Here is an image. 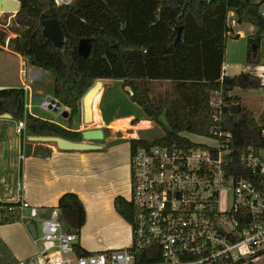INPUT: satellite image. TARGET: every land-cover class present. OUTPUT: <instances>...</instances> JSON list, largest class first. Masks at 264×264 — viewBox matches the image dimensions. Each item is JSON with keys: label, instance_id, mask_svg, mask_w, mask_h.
Here are the masks:
<instances>
[{"label": "trees", "instance_id": "obj_1", "mask_svg": "<svg viewBox=\"0 0 264 264\" xmlns=\"http://www.w3.org/2000/svg\"><path fill=\"white\" fill-rule=\"evenodd\" d=\"M18 1L19 9L12 19L16 26L12 31L16 35L8 38L6 31L0 28V48L8 47L29 65L51 75L53 83L50 92L60 103L69 107L68 121L79 113V101L94 80L101 75L108 77L103 70L99 72L95 68L102 64L108 66L109 62L115 61L113 67L119 75L116 78L122 80V88L129 87L126 91L129 99L141 108L147 119L162 129V135L151 140L152 144L169 145L175 140L181 141V132L198 127H204V132L208 133V100L212 93H217L223 104L221 126L233 135L230 144L234 158L244 152L248 145L264 147V139L260 138V130L264 127V110L259 120L244 105L239 104L236 114L229 110L232 103H239L238 95L229 94L230 90L256 89L262 85L260 79L249 72L222 74L221 65L230 31L226 24L222 23L220 32L188 42L182 40L187 16L193 18L196 26H201L207 12L215 11L223 5L225 13L231 11L238 22L254 27V32L246 42L245 63L259 64V41L264 36V15L258 3L252 0H71L61 4H56L54 0ZM131 3H138L139 12L143 15L152 12L153 16H158L163 11L176 10L165 40L140 45L115 39L117 34L112 35L105 30L89 32L83 36L67 27L70 20L75 26V15L85 9L81 14L83 17L85 12L97 11L114 29H118L124 21L123 9ZM47 18H56L59 22L63 34L59 47L42 34V21ZM81 37H89L91 40V51L86 58L79 56L76 50ZM93 50L97 53L91 58ZM100 55L111 57L102 60ZM106 68L107 71L110 69L109 66ZM23 101L22 87L0 88V115L7 113L15 120H24V128L30 135H56L73 141L81 140L82 133L70 129V126L63 127L36 115L24 114ZM103 119L105 123L109 122L106 110H103ZM202 121L204 126L201 125ZM194 123L199 125L195 126ZM129 142L130 150L133 151L149 141L131 138ZM10 205L16 203L0 201V224L17 219L8 210ZM113 205L126 221L130 219L132 205L129 201L116 196ZM56 208L63 227L79 234L85 221V211L78 196L73 192H64L58 198ZM75 249L77 252L82 250L78 243ZM156 259L151 256V249L137 256L138 262H153ZM0 264H17L1 240Z\"/></svg>", "mask_w": 264, "mask_h": 264}, {"label": "built area", "instance_id": "obj_2", "mask_svg": "<svg viewBox=\"0 0 264 264\" xmlns=\"http://www.w3.org/2000/svg\"><path fill=\"white\" fill-rule=\"evenodd\" d=\"M22 88L26 114L31 109V96L27 84ZM261 103L264 107V95ZM38 107L65 120L70 117L69 107L53 96H42ZM208 107L210 126L206 142L191 143L181 132V141L169 145L149 141L129 151L130 194L126 200L132 205V215L128 220L131 240L127 246L77 252V234L64 229L57 208L43 216L39 207L17 197L16 205H10L8 210L18 220L27 219L40 226L33 238L36 264L262 262L264 147L248 145L234 158L230 144L233 135L220 123L221 97L210 100ZM24 124V120H17L19 129ZM260 138L264 139V127ZM146 249H151V256L157 259L138 262V253ZM18 264L29 262L20 260Z\"/></svg>", "mask_w": 264, "mask_h": 264}, {"label": "crops", "instance_id": "obj_3", "mask_svg": "<svg viewBox=\"0 0 264 264\" xmlns=\"http://www.w3.org/2000/svg\"><path fill=\"white\" fill-rule=\"evenodd\" d=\"M252 1L259 4V10L262 15H264V11H262L260 7L261 4L264 3V0ZM84 11L85 9L75 15V24L78 22L80 26H73L71 23L72 20H70L67 23L68 29L76 31L86 29L87 19H89V17H87V15L83 17L81 15ZM95 18H97V20L101 19L97 16ZM95 22L97 21H94V23ZM223 22L230 30L227 40L234 39L235 44L238 40L247 42V39L254 32V27L252 25L238 22L231 11L225 13L223 11V5H220L215 11L207 12L204 15L203 24L198 26L196 30H186V25L184 23L185 29L183 31L182 40L188 42L220 32ZM102 24L105 31L112 35L114 34L116 29L113 31V26L110 22L103 20ZM88 27L91 28L90 30H95L97 25L95 23V25H89ZM150 42H153V39L150 40L149 36L146 34L139 37L135 44L142 45ZM227 43L226 41L224 61L221 65L222 74H227V63H224L225 59L228 58L229 61H233L235 58H238V53H240L238 46H236L237 48L232 50V52L227 49ZM3 48L11 52L8 47L3 46ZM244 50H246V45ZM259 55V64H264V36L259 41ZM18 57L24 60L20 55H18ZM243 61L245 65L240 72H249L257 76L260 79L261 88L264 90V67L259 64L247 65L245 63V54ZM24 62L28 64L25 60ZM28 66L32 69L31 74L29 78L21 84V87H23V84H27L28 95L31 96L29 83L33 82L35 79L37 80V78H40L42 75L40 70H35V67L29 64ZM101 80L102 83L98 81V78L94 80L96 81L95 83L102 84L99 86V92L101 94L99 97L100 101H98V103H100L99 106H101V101L103 100L106 89L111 85L110 83L116 81L120 82L121 85L122 82L120 78L114 80L104 76ZM8 87L9 86L6 84H0V88ZM122 89L125 90V88ZM236 89L240 88H233L231 93L229 91V94L238 95L239 104L252 110L255 117L259 120L264 110L261 103L263 96L260 101L253 96H244L240 91L236 92ZM85 95L86 93L81 97V103L79 101L80 110L79 114H77L79 116L76 115L78 117V122L75 123L73 117L70 121L67 119L68 122L61 123L56 121L55 123L63 127L70 126V129L82 133L85 129L80 130L81 125H78L80 118H82L85 123H92L97 120L99 122L101 120L100 123L103 124V127L113 128L112 123L115 120L134 116L132 112L111 115L109 116V122L105 123L103 111L100 116L101 110L98 108V104L95 109L100 112L97 114L93 112L92 102L95 96L92 99H90L91 96L85 99ZM28 113L35 115L32 113L31 109ZM52 118H48L47 120H52ZM13 121L17 122V120L11 118L10 115L8 117L3 114L0 115V201H14L17 197H21L31 205L39 207L43 216H46L51 209L56 208L58 198L64 192H73L80 199L85 211V221L80 228L81 231H79L77 241L78 246L83 251L91 252L129 245L131 240L130 225L128 221L116 212L113 200L116 196H122L128 199L125 195V190L127 189V183L129 187L130 144L128 142H123L105 147V145L100 142L92 141L93 143L101 145V148L80 151L60 150L57 149L53 143H39L28 140L27 137L30 134L25 128L23 130L24 141L20 137L18 140L19 142H17V140H10L11 136L9 131ZM100 129L103 133L101 139H103L105 138V134L102 127ZM133 138L137 139L139 137L135 136ZM25 140L28 142L26 148ZM15 153H17V161H15L14 158ZM21 153L23 155L22 158L19 157ZM24 212L26 213L25 210ZM124 222L128 225V229L125 228ZM29 223H33L35 226V222L27 219L24 221L16 219L10 223L0 224V240L5 244L8 254L17 261V264L20 260L30 262L36 253V245L33 242L34 237H32L27 229ZM110 230H112V234L105 236L106 231ZM35 232L36 234L38 233L36 226ZM96 237H100V239H96Z\"/></svg>", "mask_w": 264, "mask_h": 264}, {"label": "rangeland", "instance_id": "obj_4", "mask_svg": "<svg viewBox=\"0 0 264 264\" xmlns=\"http://www.w3.org/2000/svg\"><path fill=\"white\" fill-rule=\"evenodd\" d=\"M71 0H68L70 2ZM261 9L264 11V3L261 4ZM92 10V9H91ZM95 12V11H94ZM124 13V21L123 24L121 23L118 26V29L116 30L113 28V31L115 30L117 33V37L115 36L114 38L118 40H122L125 42L129 43H136L138 38L143 36V35H148L150 40L153 39L154 41L161 42L166 39L168 33L171 30V21L173 19V16L176 13V10H166L160 13L158 16H153L152 12H148L147 14H141L138 9V4L137 3H131L125 5V8L123 9ZM89 17V20L87 21V26L86 29L82 31H78L76 33L82 34L83 36L88 34L89 32H94V31H102L104 28L102 27V22L104 19L103 15L98 13L97 11L95 13H84ZM99 17L101 19L97 20L95 17ZM13 19V14L9 12H0V28L5 30L7 33L8 38H12L16 35L15 32L12 31V28L16 27L12 23ZM102 20V21H100ZM94 21L97 28L95 30H90L88 27L89 25H95ZM89 23V24H88ZM185 25H186V30H196L198 26L195 25L193 18L189 15L185 19ZM77 26H80V24L77 22ZM93 28V27H92ZM20 29V28H19ZM114 31V34L115 33ZM152 37V39H151ZM141 40V39H140ZM230 40V41H229ZM232 40V41H231ZM227 49L235 50L238 46L240 49V53H238V58H235L233 61H229L228 58L225 59V64L227 63L226 66V73L229 75L237 74L240 71H242L244 67V54H245V41L244 40H238L235 44L234 39H228L227 40ZM144 45V44H142ZM94 49V48H93ZM239 51V50H238ZM96 51H92V57L95 54ZM97 53V52H96ZM102 57V60L110 59L111 56L109 55H100L99 58ZM115 64V61L109 62V70L107 71L106 67L103 64L100 66H97V69L95 70L99 71L103 70L104 73L107 76H104L108 79H116V76H119L116 72L117 69H114L113 66ZM260 66L264 67V64H259ZM40 70L41 75L40 78L35 79L33 82H30V91H31V111L33 114L39 117H44L46 119L48 118H54L55 121L65 123L68 122L64 118H60L58 114L56 115L53 112L49 111H44L38 107V103L41 100L42 96L45 95H52L50 92V88L52 87L53 83V78L49 73H47L44 70H41L39 68L35 67V70ZM111 69L113 71H111ZM255 69V68H253ZM31 68H29L28 64L24 62L23 59L18 57V55L14 52L6 51L3 47L0 48V84H6L9 87H21V84L29 78L31 74ZM106 70V71H105ZM257 70V69H256ZM111 71V73H110ZM45 72V73H44ZM116 72V73H115ZM117 74V75H116ZM98 81L102 83V78L103 76L101 75L100 77H97ZM97 81V80H96ZM94 81L92 85L86 90V95L85 99L90 97L92 99L95 96L94 101L92 102V107H93V112L94 114L99 113L100 111L95 109V107L98 104V108L101 110L100 116L103 110H106V114L108 116L111 115H117V114H123V113H129L132 112L134 114L133 117H129L128 120V125L124 126L123 128L117 129V128H112V127H103V124L100 123L101 120L98 122V120L95 122H90V123H85L82 118L79 120V124L81 125L80 130L83 129H93V128H101L104 131L105 138L99 139V140H94L95 142H100L101 144H104L105 147H108L109 145L113 144H120V143H125L129 142V140L135 136H138L139 138H143L147 141H151L155 138H158L159 136L162 135V129L161 127L152 122L151 120L147 119L144 117V115L141 112V108L134 104L128 97V94L126 93L127 90H129V87H125V90L121 88L120 82L113 81L110 83L109 87L106 89L103 100L101 101V106L98 101H100V92H99V86L100 83H95ZM111 82V81H110ZM94 84V85H93ZM38 90V91H37ZM240 91L242 95L244 96H253L261 101V97L264 95V90L259 87L256 89H247V90H241V89H236V92ZM84 93V94H85ZM231 93V90H230ZM83 94V95H84ZM83 97V96H82ZM218 97L216 93H212L210 95V100H215ZM81 103V100H80ZM82 105V104H81ZM80 110V108H79ZM96 110V112H95ZM79 114V113H78ZM82 115V114H81ZM79 116V115H77ZM74 117V122H78V117ZM150 122L148 127H143L140 125V128H135L136 125L141 122ZM163 122V119H162ZM195 126L199 125L198 123H194ZM202 126H204V122L202 121L201 123ZM77 126V124H76ZM23 129H19L17 122H12L11 128H10V140H17L19 142V138L21 137L22 140L23 138ZM206 133L204 132V127H198L195 130L189 131L185 130L182 132V136H184L186 139H188L191 143H202L206 142L207 139L205 137ZM24 141V140H23ZM28 142L25 140V148L27 147ZM51 144V143H48ZM119 146V145H118ZM117 146V147H118ZM1 153V152H0ZM22 154V153H21ZM15 161H17L16 156L17 153L14 154ZM17 168V166H16ZM129 182V180H128ZM129 190L130 188L128 187L127 183V189L125 190V195L126 197H129ZM125 228L128 229V225L124 222ZM35 226L37 229V232L40 231V226L38 222H35ZM65 229V228H64ZM81 231V230H80ZM112 230L106 231L105 236L111 235ZM78 237V234H77ZM101 237V236H100ZM100 237H96V239H100ZM124 247V246H122ZM257 264H264V260L261 262L259 261Z\"/></svg>", "mask_w": 264, "mask_h": 264}, {"label": "water", "instance_id": "obj_5", "mask_svg": "<svg viewBox=\"0 0 264 264\" xmlns=\"http://www.w3.org/2000/svg\"><path fill=\"white\" fill-rule=\"evenodd\" d=\"M18 0H0V12H9L15 14L19 9ZM180 28H178L177 36H179ZM42 34L49 38L57 47L61 46L63 34L60 29L59 22L56 18H47L42 21ZM77 54L82 58H86L91 51V40L89 37H81L77 44ZM239 103H232L229 107L230 113L236 114L239 111ZM8 117L9 114L5 113ZM103 137L100 128L85 129L82 131V140L73 141L56 135H29L28 140L39 143H53L60 150H95L101 148V145L93 143L94 140H99ZM27 229L32 235L36 236L35 226L33 223L27 225ZM29 264H36L35 259L30 260Z\"/></svg>", "mask_w": 264, "mask_h": 264}, {"label": "bare ground", "instance_id": "obj_6", "mask_svg": "<svg viewBox=\"0 0 264 264\" xmlns=\"http://www.w3.org/2000/svg\"><path fill=\"white\" fill-rule=\"evenodd\" d=\"M128 120H129V117H125V118H121V119H117L115 120L113 123H112V126L114 128H117V129H120V128H123L124 126H127L128 125ZM149 123L150 122H145V121H141L139 122L135 128H140V125H142L143 127H148L149 126Z\"/></svg>", "mask_w": 264, "mask_h": 264}]
</instances>
